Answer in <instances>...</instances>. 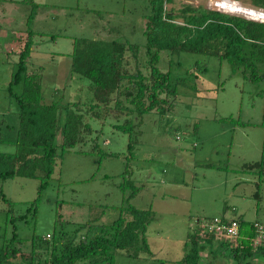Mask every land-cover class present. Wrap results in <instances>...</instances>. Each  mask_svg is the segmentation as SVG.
Wrapping results in <instances>:
<instances>
[{"label":"rangeland","instance_id":"1","mask_svg":"<svg viewBox=\"0 0 264 264\" xmlns=\"http://www.w3.org/2000/svg\"><path fill=\"white\" fill-rule=\"evenodd\" d=\"M223 1L174 0L167 9L190 5L252 19L220 9L217 4ZM229 1L243 10L262 11L252 0ZM33 2L0 0V153L17 151L18 105L10 83L20 35L27 40L32 32L29 72L42 74L44 103L58 104L61 126L69 103L88 104L93 98L89 80L72 75L75 42L137 46L136 59L132 52L126 55L129 68L146 72L149 0ZM160 55L158 67L170 73L174 91L164 109L138 117L140 125L133 131L119 129L114 118H89L92 133L64 154L42 191L39 179H0V247L15 230L24 252L31 251L33 236L57 238L66 232L79 239L89 226L109 225L135 207L154 211L147 233L152 254L135 259L116 251L113 264H174L185 256L198 219L264 222V177L244 170L245 164L264 160V80L253 81L251 71L245 75L217 57ZM13 92L21 94L22 86H13ZM79 227L86 229L76 232ZM226 264L237 263L226 259Z\"/></svg>","mask_w":264,"mask_h":264},{"label":"trees","instance_id":"2","mask_svg":"<svg viewBox=\"0 0 264 264\" xmlns=\"http://www.w3.org/2000/svg\"><path fill=\"white\" fill-rule=\"evenodd\" d=\"M173 2L149 0L150 14L145 31L146 72L138 68L132 72L129 68L126 55L128 51L132 52L136 59L137 46L127 48L116 41L86 39L74 43L72 75L89 80L93 98L88 104L69 103L65 107L62 126L58 104L44 103L42 74L29 72L28 62L34 47L30 32L18 53L16 71L10 83V93L18 105L17 151L14 154L0 153V179H39L42 191L53 179L64 154L83 144L92 133L89 118H114L120 122L119 129L133 131L140 125V121L136 122L138 117L155 109H164L167 96H174V91L170 73L158 67L162 51L169 52L171 56L192 53L217 57L243 70L245 75L251 71L253 81L264 80L261 69L264 66V22L190 5L180 10H168L167 5ZM251 4L264 10V0H252ZM32 21L33 13L28 17V26ZM13 86H22V93H14ZM244 170L264 177V160L245 164ZM4 200L8 202L5 197ZM36 206L37 200L33 202L35 215L38 212ZM127 211V217L121 216L99 229L89 226L79 239L66 232L57 238L50 236V241L47 237L33 236L30 252L21 249V240L15 230L14 236L0 247V264H15V260H20L19 264H113L116 251H126L129 257L135 259L151 255L147 233L154 220V211L135 207ZM57 215L61 220V213ZM233 220L240 226V233L235 239L203 233L201 228L191 230L185 256L174 264H222L223 260L226 264V259L237 264H254L256 259L264 260V246L256 247L254 244L258 221ZM83 229L86 228L79 227L76 232ZM205 252L208 253L207 259L203 257Z\"/></svg>","mask_w":264,"mask_h":264},{"label":"built area","instance_id":"3","mask_svg":"<svg viewBox=\"0 0 264 264\" xmlns=\"http://www.w3.org/2000/svg\"><path fill=\"white\" fill-rule=\"evenodd\" d=\"M220 4V3H219ZM256 16H261V19L258 21L264 22V11H257L254 9L250 10ZM256 20V19H254ZM196 227L203 229V233H215L220 236H225L228 239H235L238 237L240 233L239 223L234 221L233 219L222 217H215L213 219H205V220H197ZM256 228V237L254 240V244L256 247L264 246V222H257L255 224ZM47 238H51L50 235Z\"/></svg>","mask_w":264,"mask_h":264},{"label":"bare ground","instance_id":"4","mask_svg":"<svg viewBox=\"0 0 264 264\" xmlns=\"http://www.w3.org/2000/svg\"><path fill=\"white\" fill-rule=\"evenodd\" d=\"M220 9L225 10L227 12H232V13H242L245 14L246 16L252 18V19H261V16H256L253 12L249 10H243L242 8H239L236 6L234 3L230 2L229 0H225L220 4H217Z\"/></svg>","mask_w":264,"mask_h":264},{"label":"crops","instance_id":"5","mask_svg":"<svg viewBox=\"0 0 264 264\" xmlns=\"http://www.w3.org/2000/svg\"><path fill=\"white\" fill-rule=\"evenodd\" d=\"M21 37V40H20V42H21V45H20V48H19V50L15 53L14 51H13V53H15V55H18V53L20 52V50H21V48H22V46H23V44H24V36L23 35H20ZM18 62V61H17ZM17 62H16V64H17ZM203 257L204 258H208V253L207 252H205V253H203ZM254 264H264V260L263 259H256L255 260V262H254Z\"/></svg>","mask_w":264,"mask_h":264}]
</instances>
